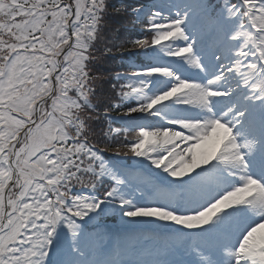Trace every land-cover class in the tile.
Returning a JSON list of instances; mask_svg holds the SVG:
<instances>
[{"label": "snow or ice", "instance_id": "obj_1", "mask_svg": "<svg viewBox=\"0 0 264 264\" xmlns=\"http://www.w3.org/2000/svg\"><path fill=\"white\" fill-rule=\"evenodd\" d=\"M0 264H264V0H0Z\"/></svg>", "mask_w": 264, "mask_h": 264}, {"label": "trees", "instance_id": "obj_2", "mask_svg": "<svg viewBox=\"0 0 264 264\" xmlns=\"http://www.w3.org/2000/svg\"><path fill=\"white\" fill-rule=\"evenodd\" d=\"M119 20H122L124 21L125 18L127 19V16H123V17H117ZM116 18V19H117ZM109 28L110 29H119V32L118 33H115V32H107L106 35L109 37V38H112L115 40L116 43H120L122 42L126 37L127 38H130L131 37V33H126L120 26V24L117 22V21H113V18L109 20ZM125 48H127V45H125ZM103 61V60H101ZM106 66H108L109 64H105ZM104 66V65H103ZM110 85L108 83H105L104 84V90L105 92H107V90L109 89Z\"/></svg>", "mask_w": 264, "mask_h": 264}, {"label": "rangeland", "instance_id": "obj_3", "mask_svg": "<svg viewBox=\"0 0 264 264\" xmlns=\"http://www.w3.org/2000/svg\"><path fill=\"white\" fill-rule=\"evenodd\" d=\"M118 222H120V219H119V217H118Z\"/></svg>", "mask_w": 264, "mask_h": 264}]
</instances>
